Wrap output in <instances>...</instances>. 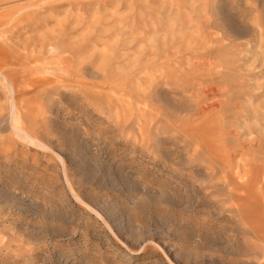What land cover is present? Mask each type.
Returning <instances> with one entry per match:
<instances>
[{"label":"rangeland","instance_id":"374dc122","mask_svg":"<svg viewBox=\"0 0 264 264\" xmlns=\"http://www.w3.org/2000/svg\"><path fill=\"white\" fill-rule=\"evenodd\" d=\"M0 264H264V0H0Z\"/></svg>","mask_w":264,"mask_h":264},{"label":"bare ground","instance_id":"6f19581e","mask_svg":"<svg viewBox=\"0 0 264 264\" xmlns=\"http://www.w3.org/2000/svg\"><path fill=\"white\" fill-rule=\"evenodd\" d=\"M6 84V83H5ZM8 85V84H7ZM8 87V86H7ZM11 90V89H10ZM12 115H13V113H12ZM11 115V117L13 118V116ZM15 116V115H14ZM16 117V116H15ZM11 118V119H12ZM18 121V120H17ZM12 124H16V121H14ZM11 124V125H12ZM17 124H19L18 122H17ZM17 124H16V127H17ZM20 129V128H19ZM16 130V129H15ZM21 131V130H20ZM20 131H19V133H20ZM23 132V131H22ZM24 133V132H23ZM27 136V135H26ZM35 142V141H34ZM37 144H38V142H37Z\"/></svg>","mask_w":264,"mask_h":264}]
</instances>
